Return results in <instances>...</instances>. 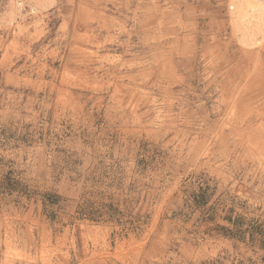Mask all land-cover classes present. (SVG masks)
I'll use <instances>...</instances> for the list:
<instances>
[{"label": "rangeland", "instance_id": "obj_1", "mask_svg": "<svg viewBox=\"0 0 264 264\" xmlns=\"http://www.w3.org/2000/svg\"><path fill=\"white\" fill-rule=\"evenodd\" d=\"M234 1L0 0V264H264V21Z\"/></svg>", "mask_w": 264, "mask_h": 264}, {"label": "crops", "instance_id": "obj_2", "mask_svg": "<svg viewBox=\"0 0 264 264\" xmlns=\"http://www.w3.org/2000/svg\"><path fill=\"white\" fill-rule=\"evenodd\" d=\"M235 6L243 11L252 12L257 21H264V1L263 0H235Z\"/></svg>", "mask_w": 264, "mask_h": 264}]
</instances>
